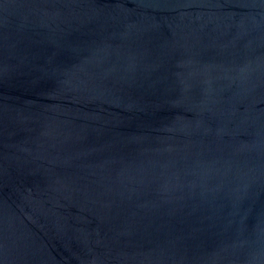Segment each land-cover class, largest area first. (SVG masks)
<instances>
[{"label": "water", "instance_id": "water-1", "mask_svg": "<svg viewBox=\"0 0 264 264\" xmlns=\"http://www.w3.org/2000/svg\"><path fill=\"white\" fill-rule=\"evenodd\" d=\"M0 264H264V0H0Z\"/></svg>", "mask_w": 264, "mask_h": 264}]
</instances>
